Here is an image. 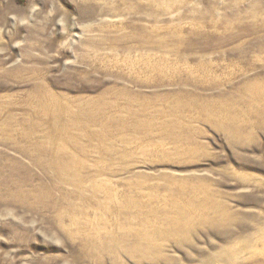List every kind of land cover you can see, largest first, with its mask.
<instances>
[{"label": "rangeland", "instance_id": "obj_1", "mask_svg": "<svg viewBox=\"0 0 264 264\" xmlns=\"http://www.w3.org/2000/svg\"><path fill=\"white\" fill-rule=\"evenodd\" d=\"M121 1L0 0V264H264V0Z\"/></svg>", "mask_w": 264, "mask_h": 264}, {"label": "bare ground", "instance_id": "obj_2", "mask_svg": "<svg viewBox=\"0 0 264 264\" xmlns=\"http://www.w3.org/2000/svg\"><path fill=\"white\" fill-rule=\"evenodd\" d=\"M138 1V0H137ZM123 4H126L128 2V0H122L121 1ZM139 3V2H138ZM133 8H140V5L136 4V5H132ZM264 78V77H263ZM262 78V79H263ZM241 89V88H239ZM240 95V92L239 94ZM264 96V80L262 81H258V80H252L250 82H246L242 85V94L240 96V103L243 104V105H246L247 102H250V104H255V102H258L259 100V97L258 96ZM255 97H258V100L256 101ZM255 98V99H254ZM262 98V97H261ZM220 101V100H219ZM260 101V100H259ZM262 101V100H261ZM228 103V102H226ZM234 103V102H233ZM263 103V101L261 102V104ZM249 104V105H250ZM234 105V104H233ZM242 105V106H243ZM232 106V105H231ZM230 106V108H231ZM251 106V105H250ZM257 106V105H256ZM222 108V107H221ZM224 108V107H223ZM238 108V107H236ZM204 109V108H203ZM227 109V108H226ZM249 109V108H248ZM247 109V110H248ZM216 111V110H215ZM227 113V112H226ZM255 113V112H254ZM207 114V113H206ZM220 114V113H219ZM235 115V114H234ZM233 115V117H234ZM214 116V115H213ZM213 116H209L208 119L213 121L214 120V117ZM236 119L232 117V119L228 122V125L231 129H234V132L235 133H238L239 135H241L243 132V127L245 128L246 127V124L248 123V120H247V112L246 110L242 109L239 111V113L236 114ZM224 117V116H222ZM226 117V116H225ZM228 117V116H227ZM261 117V116H260ZM217 118V117H216ZM219 118V117H218ZM229 119V118H228ZM209 123V122H208ZM224 122L221 123L220 127L224 130L228 129V125L227 124H224ZM236 123V125H235ZM218 129V128H217ZM233 132V131H232ZM249 136V135H248ZM250 138V137H249ZM242 140V139H241ZM207 190V189H206ZM117 192V191H116ZM127 204V203H126ZM217 205V204H216ZM168 207V206H167ZM202 207V206H200ZM213 207H214V202L210 201V205L207 204V207H204L205 210L207 212H211L213 214L216 215V211L214 212L213 210ZM263 207V206H262ZM203 208V207H202ZM215 209V208H214ZM175 211V210H174ZM259 212V211H258ZM169 215H170V212H169ZM179 215L183 216L182 213H180ZM234 215V214H233ZM163 216V215H162ZM172 216V215H171ZM177 216V215H176ZM179 219H174V221H172L168 228L165 229V230H160L159 231V236H162L164 235L165 237H171L172 239H178L179 236H180V231L182 229V227H184L186 225V221L181 219L183 217H181ZM206 216V215H205ZM214 216V215H213ZM257 216V215H256ZM167 217V215H166ZM163 218V217H162ZM211 218V217H210ZM192 219V218H191ZM165 220V219H164ZM168 220V219H167ZM204 223H206L204 221V219H202ZM196 221V220H195ZM211 221V220H209ZM162 222V221H160ZM212 223H216L214 220L212 221ZM221 223V222H219ZM141 224V223H140ZM217 224V223H216ZM228 224V223H227ZM141 226V225H140ZM142 227V226H141ZM210 229V228H209ZM145 232V231H144ZM147 235V233H146ZM251 235H264V226H255V229H254V232H252ZM123 236V235H122ZM182 236V235H181ZM150 237V236H149ZM153 239V238H152ZM200 239V238H199ZM149 238L148 237H135V247L136 249L132 248V251L131 252H134V253H137V252H141L143 251L145 248L146 249H150L151 248V244L149 242ZM129 241V240H128ZM131 241V240H130ZM161 241V240H160ZM133 243V242H132ZM237 243V242H236ZM125 244V243H124ZM128 245V244H127ZM131 245V244H130ZM262 248L260 249L261 250H264V242L262 244ZM145 246V247H144ZM155 246V245H154ZM237 245L234 243V244H231L230 246H228V248L222 250V252H220L216 257H214L213 259H218L219 261H223V262H233L235 259H236V248ZM111 249V248H110ZM241 249V248H240ZM136 250V251H135ZM129 252V251H128ZM146 252V251H145ZM141 254V253H140ZM217 254V253H216ZM143 256V255H142Z\"/></svg>", "mask_w": 264, "mask_h": 264}, {"label": "trees", "instance_id": "obj_3", "mask_svg": "<svg viewBox=\"0 0 264 264\" xmlns=\"http://www.w3.org/2000/svg\"><path fill=\"white\" fill-rule=\"evenodd\" d=\"M26 1L27 0H15V2L20 5L24 4Z\"/></svg>", "mask_w": 264, "mask_h": 264}]
</instances>
